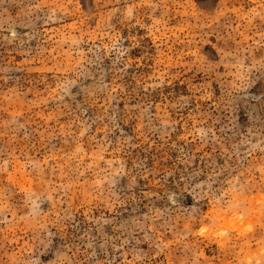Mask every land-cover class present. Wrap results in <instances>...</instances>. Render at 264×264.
Instances as JSON below:
<instances>
[{"label": "rangeland", "instance_id": "1", "mask_svg": "<svg viewBox=\"0 0 264 264\" xmlns=\"http://www.w3.org/2000/svg\"><path fill=\"white\" fill-rule=\"evenodd\" d=\"M0 264H264V0H0Z\"/></svg>", "mask_w": 264, "mask_h": 264}]
</instances>
